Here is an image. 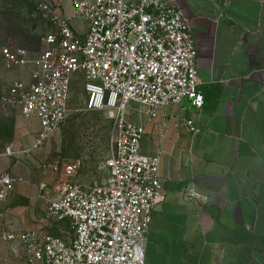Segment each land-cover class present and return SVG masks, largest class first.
<instances>
[{"label":"built area","instance_id":"1","mask_svg":"<svg viewBox=\"0 0 264 264\" xmlns=\"http://www.w3.org/2000/svg\"><path fill=\"white\" fill-rule=\"evenodd\" d=\"M74 15L88 23L78 32L57 5L42 0L34 18L48 22L41 50L4 45L0 56L7 70L28 71L12 81L1 102L21 116L39 121L34 144L17 151L10 146L0 156L18 157L43 147L61 128L71 110L73 84L81 87L83 112L109 113L113 121L106 177L92 186L76 180L79 165L69 162L58 175L56 198L46 201L51 225L68 223L66 237L36 229L0 225V242L19 253L25 264H146L145 246L152 215L165 199L160 158L141 153L144 125L126 116L129 104L147 119L189 101L201 111L204 96L197 69L198 50L190 21L179 0H70ZM164 119L165 113H161ZM167 120V119H166ZM184 124L193 138L203 128L194 118ZM21 177L0 173V205L6 203ZM50 186L40 184L45 192ZM183 197L206 205L209 196L193 184Z\"/></svg>","mask_w":264,"mask_h":264},{"label":"crops","instance_id":"2","mask_svg":"<svg viewBox=\"0 0 264 264\" xmlns=\"http://www.w3.org/2000/svg\"><path fill=\"white\" fill-rule=\"evenodd\" d=\"M40 1L31 0L34 5ZM47 1L57 5L61 16H71L70 0ZM179 4L198 50L201 93L202 88L216 86L221 95L213 110L198 111L185 101L164 112L158 109L153 119L140 113V107L131 116V122L145 127L141 153L160 158L165 197L152 215L146 264H264V0H179ZM14 24L6 31L4 44L37 54L48 22L36 18ZM16 72L12 81L28 76L26 69ZM185 118H194L203 128L199 137H192ZM23 119L20 126L26 129ZM29 120L37 126L26 129L30 145L24 149L34 144L40 129L36 118ZM2 172L23 181L0 205V225L66 237L68 223L51 225L46 219L42 195L56 198L52 186L45 192L40 185L32 186L34 179L19 164L5 162L2 167L0 162ZM191 184L209 196L206 205L184 199L183 191ZM4 247L0 264H25L19 253Z\"/></svg>","mask_w":264,"mask_h":264},{"label":"rangeland","instance_id":"3","mask_svg":"<svg viewBox=\"0 0 264 264\" xmlns=\"http://www.w3.org/2000/svg\"><path fill=\"white\" fill-rule=\"evenodd\" d=\"M36 8L37 5H34L31 0H0V51L5 45L3 38L6 31L13 28L14 22L36 19L33 16ZM67 18L77 31L87 30L88 23L75 16L73 10L71 16ZM16 71L19 70H7L0 56V155L10 146H13L15 150H24L25 146L30 145V142L26 140L29 136L26 129L34 130L37 126L36 121L21 116L17 110L8 108L1 102L2 96L8 91L12 80L16 78L18 73ZM72 89L70 101L72 113L43 147L25 156L22 154L0 160L2 167L5 162L21 165L34 179L32 186L38 188L42 183L47 184L52 186L54 193H56L58 175L53 173L52 167L56 164L62 169L63 165L69 162H77L79 170L76 180L86 186L98 184L106 177L103 172V163L109 154L113 121L106 111L89 113L80 111L83 107L81 87L74 83ZM137 108V105L129 104L126 116L131 119V116L137 112ZM23 118L26 120L23 125L26 129L20 126V122L24 121ZM0 158L3 157L0 156ZM5 252L6 248L0 242V257Z\"/></svg>","mask_w":264,"mask_h":264},{"label":"trees","instance_id":"4","mask_svg":"<svg viewBox=\"0 0 264 264\" xmlns=\"http://www.w3.org/2000/svg\"><path fill=\"white\" fill-rule=\"evenodd\" d=\"M206 92H209V95H206ZM202 93L204 96V107L208 109H215L217 107L221 92L220 89L216 86L202 88Z\"/></svg>","mask_w":264,"mask_h":264}]
</instances>
